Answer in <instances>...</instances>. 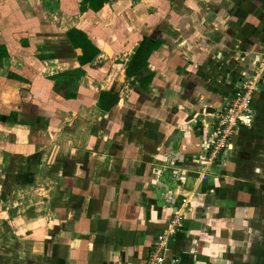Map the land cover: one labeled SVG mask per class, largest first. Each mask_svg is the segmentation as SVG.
I'll list each match as a JSON object with an SVG mask.
<instances>
[{"label": "crops", "instance_id": "crops-1", "mask_svg": "<svg viewBox=\"0 0 264 264\" xmlns=\"http://www.w3.org/2000/svg\"><path fill=\"white\" fill-rule=\"evenodd\" d=\"M83 2L0 0V219L49 204L17 262L146 264L178 212L164 264H264V0ZM76 31L99 51L86 65ZM253 79L252 125L213 158Z\"/></svg>", "mask_w": 264, "mask_h": 264}, {"label": "built area", "instance_id": "built-area-1", "mask_svg": "<svg viewBox=\"0 0 264 264\" xmlns=\"http://www.w3.org/2000/svg\"><path fill=\"white\" fill-rule=\"evenodd\" d=\"M252 86L251 83L246 82V84L238 88L229 100L226 109L217 118L209 148L213 158L220 157L224 151L232 146L233 138L241 127L252 125L254 116L252 110ZM202 179H205V176ZM180 222L181 214L174 212L167 229L154 242L146 264L165 263L166 252L178 234Z\"/></svg>", "mask_w": 264, "mask_h": 264}, {"label": "rangeland", "instance_id": "rangeland-1", "mask_svg": "<svg viewBox=\"0 0 264 264\" xmlns=\"http://www.w3.org/2000/svg\"><path fill=\"white\" fill-rule=\"evenodd\" d=\"M261 80H247L246 82L251 83L253 87L252 97L256 95L259 91V82ZM245 82V84H246ZM217 122V121H216ZM240 128V127H238ZM242 128V127H241ZM240 128V129H241ZM248 128V127H247ZM46 195H43L42 200ZM48 202L42 203L39 205V210L41 212V216H36L34 218L32 210H16L13 215H9V218L14 221V224L11 225L8 222H5L3 219H0V264H23V260L17 262L18 258H28L30 254L31 248H33L34 239H28L27 242L23 241L24 237H30L35 234L34 228H39V226H43L41 218L48 216L49 214V204ZM12 217V218H11ZM4 221V222H3ZM10 221V220H9ZM19 221V222H18ZM34 221H37V224H34ZM20 227H19V226ZM25 226V229H24ZM36 226V227H35ZM29 227V228H28ZM26 228H28L26 230ZM32 230L30 231V229ZM29 232V234H27ZM31 233V234H30ZM21 234H25L24 236ZM36 236V235H34ZM38 237V236H37ZM34 238V237H33ZM264 246V243L262 247ZM2 249L8 250L6 254L2 253ZM9 259H15V261H8L5 257L9 256ZM26 264H33V262Z\"/></svg>", "mask_w": 264, "mask_h": 264}, {"label": "trees", "instance_id": "trees-1", "mask_svg": "<svg viewBox=\"0 0 264 264\" xmlns=\"http://www.w3.org/2000/svg\"><path fill=\"white\" fill-rule=\"evenodd\" d=\"M109 1L111 0H84L82 9H91L97 12L102 9ZM70 39L76 48H80L84 52V55L80 58V62L82 65L90 63L98 55V49L92 44L91 40L85 34L76 31L70 35ZM160 46L161 42H154L153 40L147 38L138 53L135 55L133 62L127 70V74H136L139 70L147 67L151 55L155 51H157ZM112 97L113 96L111 94H103L102 100L110 105L108 109H110L116 103L115 99H113Z\"/></svg>", "mask_w": 264, "mask_h": 264}]
</instances>
